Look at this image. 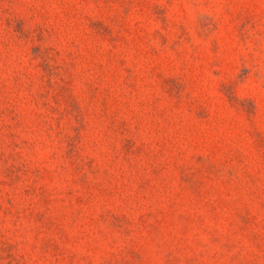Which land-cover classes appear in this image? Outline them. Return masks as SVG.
<instances>
[{
  "label": "rangeland",
  "instance_id": "1",
  "mask_svg": "<svg viewBox=\"0 0 264 264\" xmlns=\"http://www.w3.org/2000/svg\"><path fill=\"white\" fill-rule=\"evenodd\" d=\"M0 264H264V0H0Z\"/></svg>",
  "mask_w": 264,
  "mask_h": 264
}]
</instances>
